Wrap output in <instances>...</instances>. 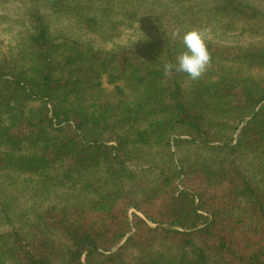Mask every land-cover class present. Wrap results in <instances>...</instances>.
Listing matches in <instances>:
<instances>
[{"label": "trees", "instance_id": "1", "mask_svg": "<svg viewBox=\"0 0 264 264\" xmlns=\"http://www.w3.org/2000/svg\"><path fill=\"white\" fill-rule=\"evenodd\" d=\"M0 8V264H264V0ZM192 28L211 66L165 77Z\"/></svg>", "mask_w": 264, "mask_h": 264}, {"label": "clouds", "instance_id": "2", "mask_svg": "<svg viewBox=\"0 0 264 264\" xmlns=\"http://www.w3.org/2000/svg\"><path fill=\"white\" fill-rule=\"evenodd\" d=\"M172 37L180 36L179 29L172 32ZM208 30L192 28L184 32L182 44L184 50L176 56V62H168L163 66V75L171 77L173 72L185 73L191 80H199L211 66L212 54L207 44Z\"/></svg>", "mask_w": 264, "mask_h": 264}, {"label": "rangeland", "instance_id": "3", "mask_svg": "<svg viewBox=\"0 0 264 264\" xmlns=\"http://www.w3.org/2000/svg\"><path fill=\"white\" fill-rule=\"evenodd\" d=\"M7 8H13V7L8 5ZM7 8L5 9L8 12L9 11H12L13 13L18 12L14 8L11 10ZM2 11L3 10L0 8V14L4 13ZM12 26L10 28L8 26L0 28V51L6 52L10 43H14L13 37L16 36L18 27L16 29V28H13ZM77 35L81 37L82 41L92 44V46L95 47L96 49H106V50H110L115 45H126L131 41H135V40L137 41L140 37L142 38V35L138 31L136 32L130 29H122V32L120 33V35L117 38H115L112 43H108V44H103L97 37L91 35L86 30H82L78 32ZM133 213L140 215L135 210L130 209L128 212V216L130 220H132L131 218H132ZM83 261L85 262V260Z\"/></svg>", "mask_w": 264, "mask_h": 264}]
</instances>
